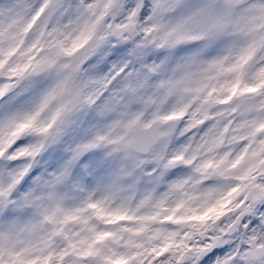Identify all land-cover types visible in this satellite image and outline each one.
Masks as SVG:
<instances>
[{"label":"snow or ice","instance_id":"obj_1","mask_svg":"<svg viewBox=\"0 0 264 264\" xmlns=\"http://www.w3.org/2000/svg\"><path fill=\"white\" fill-rule=\"evenodd\" d=\"M0 264H264V0H0Z\"/></svg>","mask_w":264,"mask_h":264}]
</instances>
